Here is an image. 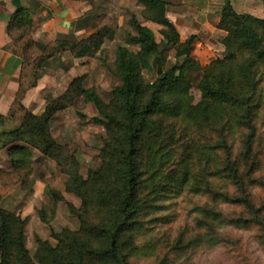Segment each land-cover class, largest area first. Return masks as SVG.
I'll return each mask as SVG.
<instances>
[{
	"label": "trees",
	"instance_id": "16d2710c",
	"mask_svg": "<svg viewBox=\"0 0 264 264\" xmlns=\"http://www.w3.org/2000/svg\"><path fill=\"white\" fill-rule=\"evenodd\" d=\"M138 2L144 7V19L162 26L163 39L158 42L149 26L133 18L134 33L128 35V41L139 51L118 48L120 84L111 91L108 103L95 90L73 81L67 94L36 114L22 103L28 89L22 82L9 115H0L2 126L15 117V106L23 111L17 126L0 130V150L8 148L11 156L18 157L14 161L18 167L33 159L31 149L62 164L63 147L51 134L50 122L72 96L82 94L94 102L104 116L96 121L107 131L100 152L102 164L86 178L75 172L67 182V190L82 199L80 208L70 205L80 219V228L55 234L56 245L38 240L32 257L24 230L28 218L1 211V264H131L140 250L139 237L151 224L165 221L164 216H156L163 201L189 185L213 202L242 206L246 212L230 216L214 207H203L204 216L198 222L207 231L208 240L217 244L225 239L215 231L218 224L257 227L264 247V208L256 206L249 191L257 183L255 175L262 162L255 150L256 120L263 103L254 66L264 64V18L238 13L231 0H224L218 27L227 32L223 38L226 58L235 59L239 53L248 57L236 68V74L232 69L214 76L206 74L199 85L202 99L194 105L186 97L191 88L189 70L201 68L191 55L196 35L181 41L177 26L167 16L168 0ZM19 15L14 27H30L28 12L22 10ZM21 36L15 40L20 41ZM105 36L106 30L98 31L67 49L79 57L90 55L100 48ZM173 50L182 62L166 67ZM151 56L154 60L149 61ZM156 66L158 78L145 82L143 70ZM238 130L243 133L241 148L235 153L229 142ZM217 179L228 181L234 191L218 188Z\"/></svg>",
	"mask_w": 264,
	"mask_h": 264
},
{
	"label": "rangeland",
	"instance_id": "374dc122",
	"mask_svg": "<svg viewBox=\"0 0 264 264\" xmlns=\"http://www.w3.org/2000/svg\"><path fill=\"white\" fill-rule=\"evenodd\" d=\"M79 2L83 6L81 15L73 25V35H57L53 39L45 37L36 41L28 26L25 31L17 32L22 35L18 46L25 61L23 84L29 88L42 78L45 103L40 102L37 106L41 111L38 114L43 113L49 102L67 94L73 81L95 90L105 103L110 101L111 91L120 84L116 72L118 48L126 46L134 53L139 51L137 45L128 41V35L134 33L131 25L133 18L149 26L158 42L163 39L162 26L144 19V7L138 0ZM102 30H106V36L96 52L79 57L75 51L67 49ZM190 36L182 37L181 41ZM221 38V35L215 34L212 38L211 35L196 37L191 55L201 68L189 70L187 76L191 88L186 97V101L194 105L202 99L199 85L206 74L214 76L229 69L236 74V68L246 62V53H239L235 59L226 58L228 56ZM61 44L66 45V49ZM175 54V50L169 53L166 67L182 62ZM150 60H154V57L151 56ZM254 68L259 82L257 91L262 95L263 103L256 120L258 138L255 146L262 162L255 175L257 183L250 186L249 191L256 206L264 208V64L258 63ZM143 76L145 82H154L158 78L157 66L144 69ZM18 108L15 106V117L10 118L7 124L2 123L0 130L15 127L21 122L23 111ZM96 118L104 119V116L98 106L82 94L72 96L66 107L55 113L50 122V131L63 147L61 165L38 150L35 155L32 154V158L36 159L26 164L23 162L18 167L14 162L18 157L11 156L8 148L0 150V212L28 218L24 230L26 246L32 257L38 248V240L56 245L55 234L64 229L80 228V219L71 211L70 205L80 208L82 199L67 190V182L75 172L86 178L92 169L102 164L100 152L107 131ZM242 133V130L236 131L229 142L234 145L235 153L241 148ZM211 137L216 140L214 135ZM215 184L223 191H234L228 181L217 179ZM162 204L163 209L156 216H164L165 221L151 224L150 229L139 237L140 250L131 258V264H264V247L259 242L257 227L237 228L218 224L215 231L225 239L216 244L208 240L207 231L199 225L198 220L203 218L202 208L205 206L214 207L230 216L245 215L244 207L213 202L207 195L193 191L190 185Z\"/></svg>",
	"mask_w": 264,
	"mask_h": 264
},
{
	"label": "crops",
	"instance_id": "0c3cea01",
	"mask_svg": "<svg viewBox=\"0 0 264 264\" xmlns=\"http://www.w3.org/2000/svg\"><path fill=\"white\" fill-rule=\"evenodd\" d=\"M168 1L167 16L177 26L181 38L190 35H211L212 38L215 34L223 39L227 35L218 27L224 0ZM231 3L238 13L264 18V0H231ZM82 6L79 0H0V115H9L23 82L25 61L18 46L21 41L15 37L19 36L17 32L25 31V27H14L20 19L19 13L26 10L30 15L31 33L37 41L73 35V25L81 15ZM43 95L42 78H39L36 85L27 89L22 103L38 114L41 111L37 106L45 103ZM31 151L35 155L38 149Z\"/></svg>",
	"mask_w": 264,
	"mask_h": 264
}]
</instances>
